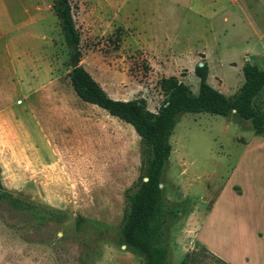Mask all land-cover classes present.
I'll return each mask as SVG.
<instances>
[{"label": "rangeland", "instance_id": "374dc122", "mask_svg": "<svg viewBox=\"0 0 264 264\" xmlns=\"http://www.w3.org/2000/svg\"><path fill=\"white\" fill-rule=\"evenodd\" d=\"M71 3L80 65L113 98L143 97L157 111L166 97L163 77L175 75L197 92L195 66L208 62V82L233 95L245 62L264 68V56L249 58L264 53V0ZM71 68L54 0H0V194L21 198L23 207L0 199V264H144V255L121 240L123 214L144 170V142L132 125L79 98ZM256 101L264 107V91ZM31 103L41 111L68 107L90 125L81 141L63 127L76 150L64 151L58 167H27L26 146L13 157L1 132L13 119L37 129ZM34 138L41 144L38 133ZM170 141L167 264H223L198 241V223L225 257L261 251L264 264V235L257 245L249 233L264 234V135L235 116L187 112Z\"/></svg>", "mask_w": 264, "mask_h": 264}, {"label": "trees", "instance_id": "16d2710c", "mask_svg": "<svg viewBox=\"0 0 264 264\" xmlns=\"http://www.w3.org/2000/svg\"><path fill=\"white\" fill-rule=\"evenodd\" d=\"M65 42L78 60L81 58V32L77 26L71 0H54ZM207 62L195 66L199 89L191 87L172 75L160 80L165 99L157 111L148 108L143 97L115 99L83 66L71 68L69 78L77 95L132 125L144 142L143 174L129 197L122 222L121 240L130 250L145 257L144 264H167L169 248L165 243L163 225L172 213L163 200V175L172 152L170 138L180 117L187 112L211 113L226 118L235 116L250 121L257 135H264V107L257 97L264 91V68L247 62L243 67L245 81L233 94L227 95L208 82ZM147 178V179H146ZM17 207L21 198L10 193L0 194ZM23 208V207H22ZM223 264H229L219 257Z\"/></svg>", "mask_w": 264, "mask_h": 264}, {"label": "crops", "instance_id": "0c3cea01", "mask_svg": "<svg viewBox=\"0 0 264 264\" xmlns=\"http://www.w3.org/2000/svg\"><path fill=\"white\" fill-rule=\"evenodd\" d=\"M259 56H264V53L262 54L260 51H257V52H254L253 56L249 58L250 60H252L253 58H256ZM247 62L253 63L251 61H247ZM247 62H245L244 65ZM209 69H210L209 74H211L212 66H209ZM240 73H241V70H240ZM244 81H245V77H244V80L242 79L241 85L244 83ZM194 92L197 93L198 91L197 92L194 91ZM29 113L33 115V118L35 119L34 124L37 127V129L28 128L26 123L25 125H22V124H19V122L17 121L18 119H15V120L13 119L9 121V124H6V126L2 128L3 131L1 130V132H4L6 134V137L8 139L10 138L11 140L10 147L12 150L11 152H12L13 157H16L19 150H22L26 146L25 147L26 149L25 150V154H26L25 164L29 168L60 166L62 164V161L65 160L64 157L67 154V153H64V151L76 150V148L74 147L68 148V144H70L71 142L74 143V141L70 142V140L67 138L68 137L67 132H66L67 130L72 129L73 134L80 135L81 136V137L79 136L80 141L82 137L84 136V134L88 135L91 133L90 125H88V122L85 121V119L81 116V114L79 112L69 110L68 107L66 108V110L60 109L59 112L49 111L46 109V107H44V109L41 111L37 109V106L34 103H31ZM63 127L66 129V131L63 130ZM33 132L38 133L41 144L35 140ZM1 140L3 141L2 137H1ZM62 144L63 145L65 144V147H63ZM240 193H242V189ZM245 227L247 228V225H245L244 228ZM202 230H203L202 226H200L198 223V231H197L198 241L202 243L205 247H207L211 252H213L214 254L222 258L223 260H225L227 263L229 264H254L255 261L258 262L259 264L262 263L261 256H263V253H261V251H257V254L256 252H248V254L244 253L242 255V258H239L238 256L225 257L223 254H221L220 252L212 248V246L209 244V240L206 237V234L203 235V232L200 233ZM249 233H250L251 241H254L257 245H259L263 239L264 234L261 232L252 233L251 231H249ZM255 257L258 260L254 261Z\"/></svg>", "mask_w": 264, "mask_h": 264}, {"label": "water", "instance_id": "95a60500", "mask_svg": "<svg viewBox=\"0 0 264 264\" xmlns=\"http://www.w3.org/2000/svg\"><path fill=\"white\" fill-rule=\"evenodd\" d=\"M79 65H80V61L78 60V56L75 53H73L72 54V68L77 67ZM161 186H162V184H161Z\"/></svg>", "mask_w": 264, "mask_h": 264}]
</instances>
